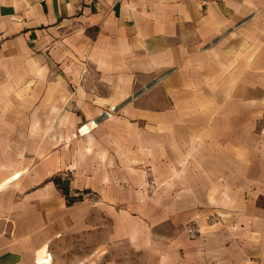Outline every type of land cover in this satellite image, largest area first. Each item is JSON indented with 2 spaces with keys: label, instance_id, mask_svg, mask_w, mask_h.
<instances>
[{
  "label": "crops",
  "instance_id": "0c3cea01",
  "mask_svg": "<svg viewBox=\"0 0 264 264\" xmlns=\"http://www.w3.org/2000/svg\"><path fill=\"white\" fill-rule=\"evenodd\" d=\"M147 174L171 238L141 216ZM65 176L94 197L69 204ZM76 238L94 264L122 240L150 264H264V0H0V264Z\"/></svg>",
  "mask_w": 264,
  "mask_h": 264
},
{
  "label": "rangeland",
  "instance_id": "374dc122",
  "mask_svg": "<svg viewBox=\"0 0 264 264\" xmlns=\"http://www.w3.org/2000/svg\"><path fill=\"white\" fill-rule=\"evenodd\" d=\"M259 124V123H257ZM77 134L79 132L77 131ZM76 134V135H77ZM145 181V188H142L141 192L143 195L144 203L141 205L140 213L142 214V218H146V223L148 224V230H154L156 234L172 237L173 232L176 230L177 225L176 222L171 219L165 218V212L169 210L170 204L168 203L169 199V187L167 184L161 183H153L152 179L148 174ZM62 181L68 182L69 188V197H77V200H87V198H93L94 196L91 193H87L86 191H81L77 193L71 194L70 189V177L65 176ZM76 201V200H75ZM122 205H118V208H122ZM126 209H130L129 207H124ZM118 209V210H119ZM167 213V212H166ZM103 221L109 220V217L106 216L105 212L102 213ZM171 215V214H170ZM217 213L204 214L202 217H192L187 220L184 224V229L188 237L192 239H200L202 235L203 228L206 227L205 223H217ZM107 220H105V218ZM157 218H160L156 220ZM153 223L151 224V221ZM128 225L131 223L129 221H125ZM103 240L106 239V227L103 226ZM201 246H197L198 252L202 253L203 243ZM107 248V249H106ZM89 250V245L86 244V241L83 239H70L69 243L64 246L60 245L57 251V257L51 258V255L47 257L43 261V264H94L92 260H82L77 257H81L83 254H87ZM102 257L97 260L95 264H108L114 262L115 264H150L154 261L155 255L154 253H139L133 250L131 243L127 240L118 241L116 244L112 246L110 249L107 245L102 248ZM86 256V255H85Z\"/></svg>",
  "mask_w": 264,
  "mask_h": 264
},
{
  "label": "trees",
  "instance_id": "16d2710c",
  "mask_svg": "<svg viewBox=\"0 0 264 264\" xmlns=\"http://www.w3.org/2000/svg\"><path fill=\"white\" fill-rule=\"evenodd\" d=\"M53 181L57 185V187L61 189L69 204L78 199L77 197H69V188L67 181H62L61 178L58 177L53 178Z\"/></svg>",
  "mask_w": 264,
  "mask_h": 264
},
{
  "label": "bare ground",
  "instance_id": "6f19581e",
  "mask_svg": "<svg viewBox=\"0 0 264 264\" xmlns=\"http://www.w3.org/2000/svg\"><path fill=\"white\" fill-rule=\"evenodd\" d=\"M96 125H97V124H96L95 120H91L90 122L81 125L82 128H80V130H77V131H79L80 134H86V133H88L90 130H92V128H94ZM96 127H97V126H96Z\"/></svg>",
  "mask_w": 264,
  "mask_h": 264
},
{
  "label": "built area",
  "instance_id": "2783aa9c",
  "mask_svg": "<svg viewBox=\"0 0 264 264\" xmlns=\"http://www.w3.org/2000/svg\"><path fill=\"white\" fill-rule=\"evenodd\" d=\"M80 128H82V126H80L78 130H80ZM78 132H79V131H78ZM79 134H80V133H79Z\"/></svg>",
  "mask_w": 264,
  "mask_h": 264
},
{
  "label": "water",
  "instance_id": "95a60500",
  "mask_svg": "<svg viewBox=\"0 0 264 264\" xmlns=\"http://www.w3.org/2000/svg\"><path fill=\"white\" fill-rule=\"evenodd\" d=\"M137 94H138V93H137ZM137 94H136V95H137Z\"/></svg>",
  "mask_w": 264,
  "mask_h": 264
}]
</instances>
